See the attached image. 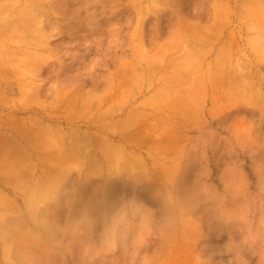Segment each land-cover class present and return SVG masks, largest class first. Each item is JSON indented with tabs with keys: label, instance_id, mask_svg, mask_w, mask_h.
<instances>
[{
	"label": "rangeland",
	"instance_id": "rangeland-1",
	"mask_svg": "<svg viewBox=\"0 0 264 264\" xmlns=\"http://www.w3.org/2000/svg\"><path fill=\"white\" fill-rule=\"evenodd\" d=\"M28 3L0 0V264H264V0Z\"/></svg>",
	"mask_w": 264,
	"mask_h": 264
},
{
	"label": "bare ground",
	"instance_id": "bare-ground-1",
	"mask_svg": "<svg viewBox=\"0 0 264 264\" xmlns=\"http://www.w3.org/2000/svg\"><path fill=\"white\" fill-rule=\"evenodd\" d=\"M37 3H38V0H29L28 5H27V6H24L23 8H24V10H27V14H29L30 11H33V10H36V9H37V5H38ZM34 8H35V9H34ZM6 17H7V16H6ZM7 18H9V16H8ZM10 18H11V19H12V18L14 19V17H11V16H10ZM11 19H10V20H11ZM6 20H7V19H6ZM32 20H34V19H32ZM35 20L37 21V19H35ZM7 21H8V20H7ZM29 21H30V20H29ZM29 21H28V22H29ZM11 22H12V21H11ZM26 22H27V21H26ZM31 23H32V21H31ZM23 24H24V23H23ZM28 24H29V23H28ZM28 24H27V25H28ZM25 25H26V24H24L23 26H25ZM30 25H31V24H30ZM27 27H28V26H27ZM17 28H18V26H17ZM24 28H25V27H24ZM24 28H23V29H24ZM28 28H30V27H28ZM188 28H189V27H188ZM190 28H191V26H190ZM194 28H195V27H194ZM194 28H191V29H194ZM18 29H19V28H18ZM20 29H21V27H20ZM34 29H35V28H34ZM197 29H198V28H197ZM197 29H195V31H197ZM25 30H27V28H26ZM29 30H30V29H29ZM27 31H28V30H27ZM35 31H36V30H35ZM191 31H192V30H191ZM29 32H31V30H30ZM196 34H198V32H197ZM200 34H201V33H200ZM193 35H194V34H193ZM202 37H203V36H202ZM199 43H200V42H199ZM201 43H203V42H201ZM224 50H225V49H224ZM199 52H200V51H199ZM188 58H189V57H188ZM196 59H197V58H196ZM219 63H222V62H219ZM220 65H221V64H220ZM10 66H12V64H11ZM12 67H14V65H13ZM91 100H92V98H90L89 101H91ZM92 101H93V100H92ZM30 120H31V119H30ZM26 121H27V120H26ZM41 121H42V120H41ZM18 122H19V121H18ZM23 122H25V120H23ZM28 122H29V121H28ZM31 122H32L33 125H35V128H34V127L32 128L33 131H34L33 134H34V133L37 134V135H34V136H35V137H38V136H39L41 142H43V143L45 142V143L47 144L48 139H49V140H50V139H53V138H55L56 135H59V134H58L59 132H58L57 130H55V131L52 130V131H51V129H48V128H47V124L45 125L44 123H46V122H44V121H43L44 123L41 124L40 121H39L40 123L38 122V119H37V121L32 119ZM31 122H30V123H31ZM26 123H27V122H26ZM47 123H48V122H47ZM20 124H21V123H20ZM20 124H19V125H20ZM23 125H25V123L22 124V126H23ZM28 125H29V124H28ZM33 125H32V126H33ZM50 125H51V124H50ZM50 125L48 124V126H49L50 128H53V125H51V126H50ZM25 126H27V124H26ZM30 126H31V125H30ZM30 126H27V127H24V126H23L24 128H28V131L30 130V131H29V135H31L30 132L32 131V129H29ZM32 126H31V127H32ZM54 128H55V127H54ZM57 128H58V127H57ZM55 129H56V128H55ZM26 130H27V129H26ZM53 131H54V132H53ZM29 135H28V136H29ZM39 137L36 138V139L38 140ZM37 140H36V144L40 142V141H37ZM44 140H45V141H44ZM61 140H62V145L59 147V151L61 150V152H62V150H65L64 153H65V154L67 153V154L65 155L66 157H67V156H70V155L72 156V155H74V154L77 155L80 151L82 152L81 148H80L79 146H77L76 143L73 142L74 144H71V145H69V146L66 147V141L63 140V139H61ZM10 141H11V140H10ZM13 141H14V140H13ZM13 141H12V142H13ZM41 142H40L39 144L36 145V149H38V147H37L38 145H39V146L42 145ZM45 143H44V144H45ZM44 144H43V145H44ZM14 145H15V144H14ZM43 145H42V146H43ZM40 147H41V146H40ZM40 147H39V148H40ZM41 148H42V147H41ZM41 148H40V149H41ZM66 148H67V151H66ZM61 152H60V153H61ZM70 152H72V153H70ZM10 153H11V152H10ZM17 153H18V152H17ZM24 153H25V152H24ZM20 154H21V153H20ZM20 154H19V155H20ZM26 154L28 155V153H26ZM7 155H8V154H7ZM63 155H64V154H63ZM16 156H17V155H16ZM14 159H15V158H14ZM12 161H13V160H12Z\"/></svg>",
	"mask_w": 264,
	"mask_h": 264
}]
</instances>
